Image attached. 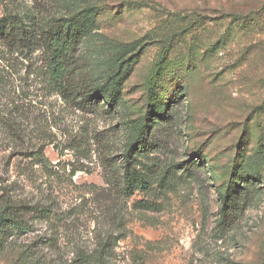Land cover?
Returning <instances> with one entry per match:
<instances>
[{"label":"rangeland","instance_id":"374dc122","mask_svg":"<svg viewBox=\"0 0 264 264\" xmlns=\"http://www.w3.org/2000/svg\"><path fill=\"white\" fill-rule=\"evenodd\" d=\"M31 17L74 27L96 99L0 45V264H264V0H0ZM9 204L49 214L4 236Z\"/></svg>","mask_w":264,"mask_h":264},{"label":"trees","instance_id":"16d2710c","mask_svg":"<svg viewBox=\"0 0 264 264\" xmlns=\"http://www.w3.org/2000/svg\"><path fill=\"white\" fill-rule=\"evenodd\" d=\"M80 38L74 27L64 19L43 20L31 17L25 22L12 24L7 30L0 28V45L10 51L27 52L41 54L42 63L45 67V77L48 88L52 92L65 97H81L85 102L95 100V95L87 98L79 84L78 66V46ZM84 102V101H83ZM140 140L136 142L139 145ZM134 146L126 148L123 155V171L125 180V190L128 194L134 191V182L130 174L132 170V153ZM243 185L240 182L230 183L224 192L222 199V214H236L240 209H244L241 201ZM242 204V205H241ZM241 206V207H240ZM40 216L49 214L48 209H37L34 206L23 204H9L4 210L3 231L4 236H12L23 233L28 227L30 217L38 219ZM226 216V215H225ZM97 264H103L98 260Z\"/></svg>","mask_w":264,"mask_h":264}]
</instances>
